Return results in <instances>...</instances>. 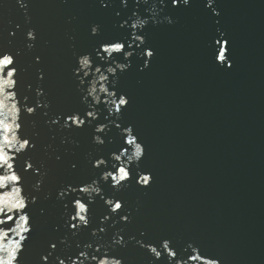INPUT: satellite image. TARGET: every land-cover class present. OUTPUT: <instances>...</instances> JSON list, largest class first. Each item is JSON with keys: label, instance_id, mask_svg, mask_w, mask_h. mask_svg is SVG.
Masks as SVG:
<instances>
[{"label": "snow or ice", "instance_id": "6c2138e0", "mask_svg": "<svg viewBox=\"0 0 264 264\" xmlns=\"http://www.w3.org/2000/svg\"><path fill=\"white\" fill-rule=\"evenodd\" d=\"M17 2L28 21L24 39L26 48L32 51L39 37L37 30L30 26V0ZM192 2L120 0L121 10L114 13L117 18L114 26L119 34L114 36L104 35L100 23H91L90 46L81 50L75 43L72 45L75 63L71 77L80 93V104L66 110H53L52 102L46 99L43 67H37L34 83H25L22 74L26 69L19 60L21 52L0 48V95L14 101L12 108L15 111L11 122L0 119V264H25V255L37 231L35 207L50 172L46 163L35 156L38 133L28 130L27 121L34 127L37 118L44 120L52 132V140L56 139L57 129L68 133L61 141L63 144L69 142V137L91 130L96 146L115 145L106 154L90 161L92 171L87 179L62 182L57 188L56 200L62 209V223L53 230L63 232V235L48 241V246L39 255L38 264H85V261L125 264L121 249L127 248L129 243L150 256L149 264L196 261L223 264L220 258L206 253L195 241L181 246L172 237L152 238L146 230H141L139 237L126 238V226L132 223V213L120 195L133 185L147 190L155 183L154 173L143 166L147 145L140 138L135 123L125 117L133 98L121 89V78L132 69L134 58L140 61L138 71L151 68L157 50L150 43V30L178 23L176 11L191 7ZM98 3L105 10L113 6L111 0H98ZM204 7L209 19L217 26L215 34L209 38L206 54L214 67L231 71L236 67L235 45L229 33L219 27L222 12L218 0H205ZM22 30L23 25L17 23L10 36L16 37ZM71 39L75 41V37ZM34 64L42 65L43 57L35 55ZM97 74L99 81L109 82L108 86H102L103 101L95 95ZM4 107L0 101V115ZM114 129L118 141L111 135ZM72 142L78 145L76 140ZM62 159L61 155L55 156L58 162ZM77 168L76 162L70 163L73 172ZM5 189L13 192L14 198H9ZM97 199L106 207L105 214L99 218L95 213ZM121 224L125 227H118ZM85 236L87 238H82ZM9 240L11 245H6L5 241Z\"/></svg>", "mask_w": 264, "mask_h": 264}, {"label": "water", "instance_id": "95a60500", "mask_svg": "<svg viewBox=\"0 0 264 264\" xmlns=\"http://www.w3.org/2000/svg\"><path fill=\"white\" fill-rule=\"evenodd\" d=\"M28 12L31 16L30 26L37 30L39 37L36 48L32 51L26 48L24 39V31L29 27L24 11L19 7L17 0H0V48L21 52L19 60L21 66L26 69L22 74L25 83H34L37 67H43L46 73L43 83L48 94L46 99L52 102L53 110H66L79 106L80 93L76 90L71 77V69L75 63L72 45L75 43L77 49L81 50L90 46L88 33L91 18L87 0H30ZM17 23L23 25V30L18 31L16 37H11L10 32L15 29ZM71 37H75V41ZM37 54L43 57L42 65L34 64V56ZM98 77L99 74L95 84L97 89L95 95L101 97L103 101L105 93L102 91V86H106V83L99 81ZM0 101L6 106L2 110L0 119L11 122L10 118L15 114L12 108L14 101L6 98V95H0ZM27 124L29 132L38 133L36 159L45 162L50 170L49 178L45 181L40 200L35 207L37 231L30 250L25 255V264H38L39 255L48 246V241L63 235V232L53 230L57 224L62 223L60 218L62 209L56 200L57 188L62 182L87 179L92 171L90 161L101 154H106L115 145L96 146L92 142L91 130L69 137V142L63 144L61 141L68 136V133L57 129L56 139L52 140V132L42 118L36 119L34 127L31 121H27ZM111 135L118 141V133L115 129ZM73 139L78 145L72 142ZM13 143L15 144V140ZM56 155H61L62 161H56ZM71 162L78 164L75 172L70 169ZM4 191L8 193L9 198H14L15 194L9 189ZM120 195L124 197L128 210L132 213V223L126 226V238L131 235L139 237L141 230H146L149 235L134 185ZM46 196L49 198L45 199ZM91 196L95 198V193ZM105 211L103 202L97 199L95 205L97 218L103 216ZM118 227L125 226L121 224ZM5 244L11 245V241H5ZM121 255L125 259V264H149L150 261V256L134 243H129L127 248L121 249ZM108 258L111 259L110 256ZM85 264H96V262L85 261Z\"/></svg>", "mask_w": 264, "mask_h": 264}]
</instances>
